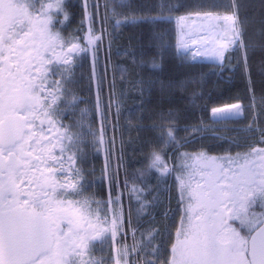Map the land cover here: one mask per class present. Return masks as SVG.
<instances>
[{"label":"snow or ice","instance_id":"obj_1","mask_svg":"<svg viewBox=\"0 0 264 264\" xmlns=\"http://www.w3.org/2000/svg\"><path fill=\"white\" fill-rule=\"evenodd\" d=\"M53 9L68 19L64 0H0V264H103L84 257L94 240L109 231L116 235L118 214L111 228L102 227L107 218L101 220L88 198L76 199L84 188L75 182L81 172L74 165L85 137L95 133L84 132L82 124L73 131L59 121L76 102L68 87L73 59L88 49L53 31ZM178 23L182 32L186 27L189 35L199 34L191 46L178 42L193 59L223 60L231 46L245 47L235 14L194 11ZM99 39L90 30L88 45ZM241 111L238 103L212 109L221 119ZM174 140L169 128L164 143ZM261 144L264 131L258 143L235 156L181 154L188 171L176 179L182 203L187 194V207L163 264H264ZM147 168L161 175L169 171L157 151ZM132 191L142 189L133 186Z\"/></svg>","mask_w":264,"mask_h":264},{"label":"trees","instance_id":"obj_2","mask_svg":"<svg viewBox=\"0 0 264 264\" xmlns=\"http://www.w3.org/2000/svg\"><path fill=\"white\" fill-rule=\"evenodd\" d=\"M89 1L94 34L102 26L111 37L107 60H110L108 65L112 67L121 103L115 134L124 167L118 178L113 177L112 197L116 214L119 217L122 214L128 229H137L135 241L129 239V261L130 264H147L148 261L163 264L160 249L156 247L157 235L153 234L156 231H159L158 236L161 234L162 215L167 209L179 207L181 212L176 177L188 171L183 169L181 154L204 152L212 157L225 156L230 151L226 144H218L220 140L215 137L204 136L231 133L213 130L212 109L237 103L249 106L252 99L264 98V0ZM67 2L70 6L73 0ZM77 2L84 33L83 6L80 0ZM194 11L235 13L238 17L245 51L230 55L234 60L226 68L191 62L187 55L177 53L174 20ZM96 58L103 91L100 48ZM86 60L85 77L90 83V66ZM204 127L207 131L203 132ZM169 128L175 140L165 144ZM153 151L163 156L169 169L166 174L148 170ZM233 153L235 151L231 150L230 154ZM187 163L194 162L188 160ZM171 164L173 170L170 171ZM171 176L170 200L167 201ZM133 186L142 191L133 192ZM100 189L101 204L107 208V190L103 184ZM96 260L112 262L111 249L108 257L92 261ZM117 260L122 262L121 258Z\"/></svg>","mask_w":264,"mask_h":264},{"label":"flooded vegetation","instance_id":"obj_3","mask_svg":"<svg viewBox=\"0 0 264 264\" xmlns=\"http://www.w3.org/2000/svg\"><path fill=\"white\" fill-rule=\"evenodd\" d=\"M67 1L68 0H64L65 11L68 13L67 20H64L63 13H57L55 9L52 10L53 16L56 17L53 20V31H59L66 40H72L75 38V43L79 44L80 47H85V34L80 27L82 21H80L77 10L78 2L77 0H73L69 6ZM68 7L70 9H68ZM59 21L64 22L61 24ZM91 31L93 34V30ZM99 35L101 34L96 36ZM86 61L83 52H80L73 59L71 76L72 83L68 85V87L71 96L76 98V102L73 107L65 111L59 122H62L66 126H73V131H80L81 129L76 127V125L82 124L84 132L90 131L95 133V137L92 135H87L85 137L86 143L82 145V154L80 158L76 160L74 165L81 172V175L76 178L75 182L83 184L84 188L83 197H76V199L88 198L91 202L92 209H98L101 220L105 217L107 218L106 223L101 226L111 228V223L115 215V206L111 198V202L108 204L110 210H106L101 204L99 193L101 194L100 186H102V184L100 179L102 177L101 169L103 168L104 184L107 185L106 183L108 179V187L111 191L110 166L109 170L107 169V159L110 158L111 153V139L108 137V128L110 131V137H113L114 129L112 128V125L114 123V114L112 107L115 99V87L109 74V77L105 76L104 89L101 92L99 89V75L96 69L95 74H91V81L89 83L88 77H85ZM50 79H59V77H52ZM91 93L93 97L91 96ZM61 107L63 108L65 105L62 103ZM258 146L264 147V144ZM103 159H105V161ZM64 167L65 169L69 168V163L67 161L65 162ZM175 218L176 214L173 213V217L166 218L164 221L167 223H174ZM179 226L180 225L176 228L172 227L168 229L171 235L169 237H172V243L175 242V232ZM110 236H112L111 231L106 232L104 236L94 240L92 242L91 250L89 254L85 255L84 260L90 261L92 259H100L106 256L109 251ZM170 251L171 246L168 252L170 253Z\"/></svg>","mask_w":264,"mask_h":264},{"label":"rangeland","instance_id":"obj_4","mask_svg":"<svg viewBox=\"0 0 264 264\" xmlns=\"http://www.w3.org/2000/svg\"><path fill=\"white\" fill-rule=\"evenodd\" d=\"M90 1L89 0H81V4L83 6V16H84V22H85V28H87V26L89 28L92 27V19H91V13H90ZM94 4V3H93ZM92 4V5H93ZM95 5V4H94ZM88 10V15L90 17L89 20V24L87 25V19L85 17V12H86V8ZM87 16V15H86ZM223 16V15H221ZM175 27V35H176V45H177V50L179 53H186L185 50L183 48L178 47V42L180 43H184L187 42L190 46H191V40L192 39H199V34L197 33H192L191 35L188 34V29L185 27L183 29V32L181 31V25L178 23V19L175 21L174 24ZM88 31L86 29V33H85V41H86V45H87V51L83 52V55L86 58L91 59V62L93 60V58H95V48L98 47V45L103 42L104 45V49L105 52H107V50H109V36L106 35L105 33H103L102 35H99L100 39L97 40L94 44L92 45H88L87 43V37H88ZM193 50H195V46H192ZM201 50L203 51L204 45L203 43H201L200 45ZM93 50V52H92ZM238 50H242L245 51V47L244 48H240L237 46H231L229 48V53L228 51L226 52V54H230L233 53L234 51H238ZM225 54V55H226ZM187 55L189 56V58L191 59V61H202V62H208L211 64H215L220 66V68H226L228 66V64H232L234 57H230L227 56L226 59H224L223 62L217 63L216 59L213 58V60H208V58L202 57V56H196L195 59L192 58V54L191 53H187ZM241 106V113L238 116H232L229 119H220V118H215L213 113H211V121L213 123V130H219V131H223V132H232L231 135H226L224 133H213L212 137L217 138L218 140H220V142L218 144H226L227 145V150L230 149V151H235V154L237 152H244V150H248V146L254 143H258V141L260 140L261 137V132L264 131V127L261 125H264V98L261 99H254L251 100V103L249 106H245V105H240ZM252 126V127H251ZM251 129V130H250ZM207 131V128L204 127L203 132ZM217 131V132H219ZM207 135V134H205ZM119 149L117 147V155L119 154ZM230 151H227L225 155H232L230 154ZM235 154L233 153L232 156H235ZM108 161V159H107ZM114 168H115V172L116 174L122 172L123 165L121 164L120 160H118L117 164H114ZM107 169L109 170V166L107 167ZM199 177H197L198 179ZM179 186V185H178ZM193 186H195L193 184ZM185 200H187V194L185 193ZM167 201H168V196H167ZM187 207V201L183 202V206L182 208H186ZM177 211L178 210H174L171 209L170 213H175L177 215ZM122 223L118 220L117 218V230H116V235L115 237L110 236L109 237V242L112 243V245L114 246V251H115V255H114V260L117 261L118 258H121V253L124 251H127V253L129 254V249L127 247V242L126 240H128L127 236L128 232H125L122 227H121ZM119 226H120V230H119ZM123 226V225H122ZM127 227V225H126ZM122 230V231H121ZM122 232V233H121ZM132 232V230L130 231V233ZM157 235V247L164 248L165 251L163 253V255H161V260H165V254H168L167 257L170 256V254L168 253V251L166 250V248L168 247L170 241H172V237L169 231L166 230L165 233L161 234L160 236H158V232H154L153 236ZM160 242V243H159ZM166 247V248H165ZM166 252V253H165ZM128 258V255L122 257V262H120V264H123L126 262Z\"/></svg>","mask_w":264,"mask_h":264},{"label":"bare ground","instance_id":"obj_5","mask_svg":"<svg viewBox=\"0 0 264 264\" xmlns=\"http://www.w3.org/2000/svg\"><path fill=\"white\" fill-rule=\"evenodd\" d=\"M226 54V53H225ZM202 57H205V58H208V60H213V58L212 57H209V56H206V55H201ZM216 62L217 63H220V62H223V60H217L216 59Z\"/></svg>","mask_w":264,"mask_h":264},{"label":"water","instance_id":"obj_6","mask_svg":"<svg viewBox=\"0 0 264 264\" xmlns=\"http://www.w3.org/2000/svg\"><path fill=\"white\" fill-rule=\"evenodd\" d=\"M215 118H220V117H218V116H215Z\"/></svg>","mask_w":264,"mask_h":264}]
</instances>
